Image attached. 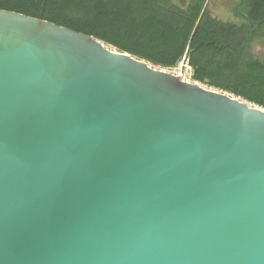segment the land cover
Listing matches in <instances>:
<instances>
[{
  "label": "water",
  "instance_id": "obj_1",
  "mask_svg": "<svg viewBox=\"0 0 264 264\" xmlns=\"http://www.w3.org/2000/svg\"><path fill=\"white\" fill-rule=\"evenodd\" d=\"M105 45L0 9V264H264V108Z\"/></svg>",
  "mask_w": 264,
  "mask_h": 264
},
{
  "label": "trees",
  "instance_id": "obj_2",
  "mask_svg": "<svg viewBox=\"0 0 264 264\" xmlns=\"http://www.w3.org/2000/svg\"><path fill=\"white\" fill-rule=\"evenodd\" d=\"M0 9L52 22L264 108V0H238L239 22L212 16L208 0H0Z\"/></svg>",
  "mask_w": 264,
  "mask_h": 264
},
{
  "label": "rangeland",
  "instance_id": "obj_3",
  "mask_svg": "<svg viewBox=\"0 0 264 264\" xmlns=\"http://www.w3.org/2000/svg\"><path fill=\"white\" fill-rule=\"evenodd\" d=\"M173 1L176 4H180L181 2V0H173ZM237 1L238 0H208V6H209V10L213 17L220 19L222 21H225V22H239V20L233 17V15L231 14V8ZM253 52L257 57L263 58L264 57V42L255 45ZM173 70H170V71L175 72V73L179 72L180 70L182 72L185 71L183 67L181 68L179 66ZM185 72L188 76H190L193 73V69L186 70ZM192 81L195 82L193 79Z\"/></svg>",
  "mask_w": 264,
  "mask_h": 264
},
{
  "label": "built area",
  "instance_id": "obj_4",
  "mask_svg": "<svg viewBox=\"0 0 264 264\" xmlns=\"http://www.w3.org/2000/svg\"><path fill=\"white\" fill-rule=\"evenodd\" d=\"M178 66L181 68L183 67L185 69V71L186 70H192V67L189 65V61L187 59H184ZM185 71L182 72L180 70L179 72H177V74H183V77L185 80L193 82L192 81L193 73L190 76H188Z\"/></svg>",
  "mask_w": 264,
  "mask_h": 264
},
{
  "label": "bare ground",
  "instance_id": "obj_5",
  "mask_svg": "<svg viewBox=\"0 0 264 264\" xmlns=\"http://www.w3.org/2000/svg\"><path fill=\"white\" fill-rule=\"evenodd\" d=\"M106 47H109L111 50H114V51H118V49H116V48H113V47H110V46H108V45H105ZM168 70V69H167ZM170 71V70H169ZM172 72V71H171ZM173 73H175V72H173ZM175 74H177V73H175ZM182 75V74H181ZM190 83H194V82H191V81H189Z\"/></svg>",
  "mask_w": 264,
  "mask_h": 264
}]
</instances>
